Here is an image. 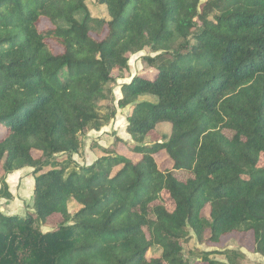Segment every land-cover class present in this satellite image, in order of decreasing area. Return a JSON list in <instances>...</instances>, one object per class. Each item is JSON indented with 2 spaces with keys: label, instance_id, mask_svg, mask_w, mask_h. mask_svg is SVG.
Instances as JSON below:
<instances>
[{
  "label": "trees",
  "instance_id": "1",
  "mask_svg": "<svg viewBox=\"0 0 264 264\" xmlns=\"http://www.w3.org/2000/svg\"><path fill=\"white\" fill-rule=\"evenodd\" d=\"M94 2L102 15L87 0H0V198L4 175L34 176L33 210L0 212V264H236L240 251L184 250L232 234L264 257V0ZM144 46L156 54L119 85L131 140L93 143L78 165ZM160 123L168 136L150 140Z\"/></svg>",
  "mask_w": 264,
  "mask_h": 264
},
{
  "label": "rangeland",
  "instance_id": "2",
  "mask_svg": "<svg viewBox=\"0 0 264 264\" xmlns=\"http://www.w3.org/2000/svg\"><path fill=\"white\" fill-rule=\"evenodd\" d=\"M87 7L91 14L94 16L103 14V7L95 4L94 0H87ZM155 54L156 53L152 52L149 46H144L141 51L129 56V71L126 73L127 77L118 79L117 84L113 86V98L115 100L116 115L106 125H104L101 130L97 131L96 133H94L93 130H90L84 135V148H82L80 153L73 155V158L78 165H89L97 158L95 151L91 149V145L93 143L108 147L113 142L115 136L123 138L124 140H131V137L127 131L126 119V116L128 115L130 110V106H126L124 108H120L119 106H117V100L121 96L119 85L123 82L129 81L132 76L141 72L143 66L141 61L142 56H153ZM140 99H147L149 101L154 100V98L148 96L140 97ZM169 131L170 125L168 123H160L153 131H151L148 136L150 140H161L168 136ZM119 153L125 154L132 159L137 158V156L129 155L123 147L119 148ZM26 172L27 171H24L21 174L19 173V177H17L18 175H16V173L15 175H11L9 177V183L6 181V176H8L9 173L3 176L8 187L7 190L10 193V197H3L4 201L1 200L2 197L0 198V211L7 210L20 216L26 215L28 208H30V205H32L33 202V189L31 193V187L28 182H26L27 177L31 178L30 176L32 175V169L30 168L29 175L26 174ZM32 177L34 184V176L32 175ZM6 201H8V203H5ZM68 208L69 211L73 212L78 208V205L75 202L71 201L68 204ZM167 208L171 209L172 205H167ZM61 221L62 217L60 215H56L52 217L51 225L43 226L40 229L42 232L49 231ZM212 249H226L242 252V257L235 259L236 264H264V257L259 255L258 253L253 252V239L250 234H232L225 236L215 246L198 244L193 237L184 243L185 253L190 254L191 257L196 253L194 250H197L199 252L200 250L208 251ZM190 250L193 251V254L189 253ZM159 253V248L154 247L148 255L157 256L159 255ZM210 257L228 263L226 256L223 254H211Z\"/></svg>",
  "mask_w": 264,
  "mask_h": 264
},
{
  "label": "crops",
  "instance_id": "3",
  "mask_svg": "<svg viewBox=\"0 0 264 264\" xmlns=\"http://www.w3.org/2000/svg\"><path fill=\"white\" fill-rule=\"evenodd\" d=\"M94 131V133H96L97 131H95V130H93ZM81 152V151H80ZM79 152V153H80ZM30 168L31 167H23V168H20V169H18V170H15V171H13L12 173H9L8 174V176H6L7 178H6V181L9 183V177L11 176V175H15V173H16V175H18L17 177H19V175L21 174V173H23L24 171H27L26 172V174H28L29 175V171H30ZM32 169V168H31ZM20 173V174H19ZM31 178H29V177H27L26 178V182H28V184L30 185V189H31V193H32V189H33V177H32V175L30 176ZM9 185V184H8ZM1 200H3L4 201V198H1ZM1 200H0V202H1ZM5 203H8V201H6ZM32 204H33V202H32ZM6 205H8V204H6ZM30 205V204H29ZM33 210V208H32V205H30V208H28V211H32ZM1 213H3V214H9V215H11V214H14L13 212H10V211H7V210H1L0 211Z\"/></svg>",
  "mask_w": 264,
  "mask_h": 264
}]
</instances>
